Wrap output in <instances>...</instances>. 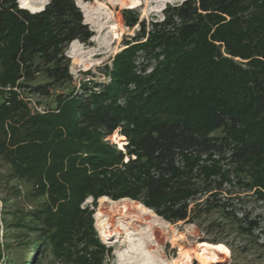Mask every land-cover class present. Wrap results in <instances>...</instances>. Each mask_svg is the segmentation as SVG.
Instances as JSON below:
<instances>
[{
	"label": "trees",
	"instance_id": "obj_1",
	"mask_svg": "<svg viewBox=\"0 0 264 264\" xmlns=\"http://www.w3.org/2000/svg\"><path fill=\"white\" fill-rule=\"evenodd\" d=\"M121 13L138 28L103 66L109 80L73 86L64 51L93 36L75 0L36 12L0 0V157L43 197L1 208L15 218L1 222L34 232L21 243L38 257L50 249L68 264H103L111 251L88 197L129 198L169 223L219 212L244 234L264 231V218L230 203L236 186L264 201V0H183L148 24ZM31 96L51 103L38 112Z\"/></svg>",
	"mask_w": 264,
	"mask_h": 264
},
{
	"label": "rangeland",
	"instance_id": "obj_2",
	"mask_svg": "<svg viewBox=\"0 0 264 264\" xmlns=\"http://www.w3.org/2000/svg\"><path fill=\"white\" fill-rule=\"evenodd\" d=\"M182 1L141 0L139 7L130 9L136 10L139 20L144 19L148 24L149 21L160 20L168 4L175 5ZM82 2L89 21L85 23L93 31V36L87 43L79 41L70 43L64 51L65 56L69 58L68 70L73 78V86H78L82 79L85 80L84 78L107 82L109 78L102 72L103 66L105 64L111 66L113 56L123 48L124 36L133 35L138 28L137 25L133 28L125 26L121 12L129 8L120 5L118 0L112 3L107 0H82ZM17 4L20 7L19 0ZM82 14L84 19L83 10ZM68 88L67 85L56 91H67ZM37 99L40 101L39 105L35 103V97L27 98L29 106L38 112H42L51 103L49 98ZM106 139L116 144L119 149L126 144L125 138L120 140V137H115L113 140L110 135ZM232 192L230 201L232 206L245 210L250 217H259L260 220L264 218V201L256 197L252 191L236 186ZM99 198L93 201L88 197L83 205H88L92 210L93 228L99 241L111 250L103 264H214L216 262L264 264V231L257 229L252 231L251 235L244 234L219 212H212L194 223L179 221L165 224L163 222L165 220L151 209L149 213L140 214L141 217L137 220H132L126 214L119 213L120 204L111 202L120 199L112 200L107 197L111 200L107 202ZM42 200L43 197L36 195L26 181L11 175L9 164L0 157V209L4 208L3 210L6 211L35 209L40 206ZM128 205L130 208L133 207L132 204ZM97 212H99L98 217L95 216ZM153 213L157 218L151 216ZM3 217L9 224L15 220L8 212L0 215L2 256L0 263L68 264L54 258L50 249L38 257L33 247L21 243L26 239H32L35 233L23 235L17 229L7 228L1 222ZM213 220L221 221L225 225L224 231L219 232V228L212 230L214 227H209L208 223ZM157 232L159 237L156 238ZM213 238L218 242L209 241ZM140 241L142 246L139 244Z\"/></svg>",
	"mask_w": 264,
	"mask_h": 264
},
{
	"label": "bare ground",
	"instance_id": "obj_3",
	"mask_svg": "<svg viewBox=\"0 0 264 264\" xmlns=\"http://www.w3.org/2000/svg\"><path fill=\"white\" fill-rule=\"evenodd\" d=\"M77 5L83 10L84 12V22H89L88 18H87V14H86V8L85 5L83 4L82 0H75ZM98 1V0H97ZM110 1L111 3L116 1V0H107ZM120 5H123L124 7H128L130 8H137L141 5V0H118ZM47 3V0H36L35 2H32L30 0H19V4L21 8H25L27 10H29L30 12H36L39 11L41 9H43L44 5ZM162 8V7H161ZM78 40H73L71 42V44L75 43ZM120 140H123V138H121ZM100 200H107L111 201L110 199H108L107 197L103 196L99 198ZM113 204H120V209H119V213L122 214H126V216L128 218H131L132 220H137V218H140V214H144V213H149L151 210L144 207L141 203L137 202V201H133L130 200L128 198H123L120 199L118 201H111ZM128 204H132L133 207L130 208ZM96 217L99 216V212H97L95 214ZM153 218H157V216L154 215V213L151 215ZM144 219V218H143ZM160 219V218H159ZM163 221V220H162ZM165 224H169V222H165L163 221ZM156 238L159 237V232L156 233ZM160 240V239H158ZM141 242V241H140ZM144 242V241H143ZM142 246V242L139 243ZM137 246V245H136ZM137 250V249H136ZM132 262V261H131Z\"/></svg>",
	"mask_w": 264,
	"mask_h": 264
},
{
	"label": "water",
	"instance_id": "obj_4",
	"mask_svg": "<svg viewBox=\"0 0 264 264\" xmlns=\"http://www.w3.org/2000/svg\"><path fill=\"white\" fill-rule=\"evenodd\" d=\"M75 4L77 5L76 1H75ZM78 6V5H77ZM79 7V6H78ZM80 8V7H79ZM82 11V10H81Z\"/></svg>",
	"mask_w": 264,
	"mask_h": 264
}]
</instances>
